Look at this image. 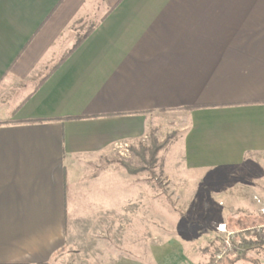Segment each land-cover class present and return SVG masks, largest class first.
<instances>
[{"label": "crops", "instance_id": "1", "mask_svg": "<svg viewBox=\"0 0 264 264\" xmlns=\"http://www.w3.org/2000/svg\"><path fill=\"white\" fill-rule=\"evenodd\" d=\"M159 125L198 182L264 167V0H0V264H211L121 257V172L100 162ZM83 232L117 244L70 251Z\"/></svg>", "mask_w": 264, "mask_h": 264}, {"label": "rangeland", "instance_id": "2", "mask_svg": "<svg viewBox=\"0 0 264 264\" xmlns=\"http://www.w3.org/2000/svg\"><path fill=\"white\" fill-rule=\"evenodd\" d=\"M175 135L171 126H154L136 144L128 143L127 151L113 149L112 156L100 162L101 166L112 163L116 171L121 172V257L141 258L140 250L136 255L132 251L149 245H175L194 248L195 254H200L211 264H264V250L258 247L245 249L233 262L221 263V259L215 258V252L226 236L217 230L219 224H225L226 231L232 232V256L236 254L233 232L254 230L264 224L261 211L264 208V167L249 163L242 169H229L227 173L202 175L204 177L198 182L196 174L178 173L177 166L174 168L167 163L170 148L166 145ZM162 143L157 150V145ZM135 202V206L131 205ZM251 216L253 219L242 222ZM104 224L103 229L109 231L108 224ZM116 244V239L109 236L97 238L89 234L87 237L83 232L66 245L70 251L82 248L96 251L94 249L102 245L111 249ZM105 256L87 251L71 255L60 252L57 261L58 264H86L104 260Z\"/></svg>", "mask_w": 264, "mask_h": 264}, {"label": "trees", "instance_id": "3", "mask_svg": "<svg viewBox=\"0 0 264 264\" xmlns=\"http://www.w3.org/2000/svg\"><path fill=\"white\" fill-rule=\"evenodd\" d=\"M168 138L166 139L165 143L168 141ZM163 146L162 144L157 145V150H159L161 147ZM254 230L252 229H247V230H237L234 233V239L232 241L234 247H235V256L230 255H226L223 257V259H221L219 262H233L236 259L240 258V254H242L243 251H245V249L247 248H261L262 250H264V240L258 238L254 232ZM236 258V259H235ZM216 263H218L217 261H215Z\"/></svg>", "mask_w": 264, "mask_h": 264}, {"label": "built area", "instance_id": "4", "mask_svg": "<svg viewBox=\"0 0 264 264\" xmlns=\"http://www.w3.org/2000/svg\"><path fill=\"white\" fill-rule=\"evenodd\" d=\"M128 146H129L128 143H124V142L123 143L122 142L116 143L114 145V150L118 149L119 151H122V150L127 151ZM261 211L264 213V208H262ZM217 230L219 232L225 233V235H226L224 240L222 241L221 245L217 248V250L215 252V258L217 260H220L224 256L230 255L233 251V247H232V244L230 241V238L232 237V232L226 231L225 224H219L217 226ZM254 232L259 236L260 239L264 240V224L255 227Z\"/></svg>", "mask_w": 264, "mask_h": 264}]
</instances>
